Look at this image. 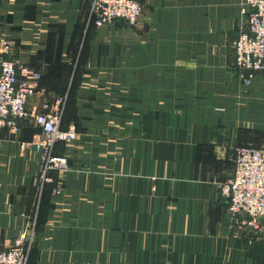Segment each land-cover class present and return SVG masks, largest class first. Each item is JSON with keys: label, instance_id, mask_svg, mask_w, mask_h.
<instances>
[{"label": "crops", "instance_id": "0c3cea01", "mask_svg": "<svg viewBox=\"0 0 264 264\" xmlns=\"http://www.w3.org/2000/svg\"><path fill=\"white\" fill-rule=\"evenodd\" d=\"M140 2L135 27H97L90 0H0L4 57L41 73L30 106L65 97L76 133L50 182L38 130L0 132V248L31 226L26 264H264V224L219 193L264 145V73L244 85L232 53L244 0Z\"/></svg>", "mask_w": 264, "mask_h": 264}, {"label": "built area", "instance_id": "2783aa9c", "mask_svg": "<svg viewBox=\"0 0 264 264\" xmlns=\"http://www.w3.org/2000/svg\"><path fill=\"white\" fill-rule=\"evenodd\" d=\"M141 12L139 0H90L89 17L97 27L115 20L136 24ZM241 12L246 25L233 40L232 49L234 66L242 72L244 81H249L255 73H264V0H244ZM9 46H0V132L14 133L21 122L32 121L39 131L32 144L41 157L39 177L52 182L51 173L67 169L66 159L53 154L54 145L76 138L73 128H60L65 98H45L31 107L41 73L21 69L18 75L16 60L4 57ZM219 190L227 199L226 209L233 220L253 229L264 224V146H239L233 175ZM31 246V235H19L10 247L0 248V264H25Z\"/></svg>", "mask_w": 264, "mask_h": 264}, {"label": "rangeland", "instance_id": "374dc122", "mask_svg": "<svg viewBox=\"0 0 264 264\" xmlns=\"http://www.w3.org/2000/svg\"><path fill=\"white\" fill-rule=\"evenodd\" d=\"M140 1V0H139ZM142 13V12H141ZM139 20V19H138ZM116 22H119V23H123L124 25H126V26H128V27H135L136 25H137V23L136 24H130V23H127V22H124V21H122V20H115V21H113V22H110L109 24H112V23H116ZM238 36V35H237ZM4 43H6V44H8V45H10L9 47H7V49H8V53H9V50L13 47V45L11 44V43H9L8 41H3L2 43H0V46H4ZM232 53H233V49H232ZM233 59H234V54H233ZM235 70H236V72H237V74H239L238 76H239V78L242 80V83L244 84V85H250V83H251V80H249V81H244V78H242L241 76H240V74H242V72L239 70V69H237L236 67H235ZM33 71V70H32ZM260 73V72H259ZM255 74H257V73H255ZM254 74V75H255ZM35 87H36V85H35ZM65 98V97H64ZM63 111H64V106H63ZM27 126H33V123H32V121H30V120H28L27 122ZM20 128H21V126L19 127V129L17 130V131H19L20 130ZM22 128H23V126H22ZM17 131H15L14 133H16ZM39 132V131H38ZM9 133H11V132H9ZM38 135H39V133H38ZM37 139V138H36ZM35 139V140H36ZM35 140H33L32 141V144H33V142L35 141ZM65 142H67V141H63V143H65ZM262 146H264V145H262ZM239 147V146H238ZM238 147H236V149L238 148ZM54 148V147H53ZM236 149H235V154H236ZM235 154H234V156H235ZM63 157V156H62ZM234 170V169H233ZM232 175H233V173H232ZM232 175L228 178V179H230L231 177H232ZM228 179H226L225 180V182L228 180ZM224 183V181L223 182H220L219 183V188H220V185L221 184H223ZM61 188L60 187H58L57 188V192L58 193H60L61 192ZM219 193H220V190H219ZM221 195V194H220ZM223 197V196H222ZM224 198V197H223ZM224 199H226V198H224ZM227 200V199H226ZM261 223H263V222H261ZM260 223V224H261ZM24 236V237H26V235L27 236H29V235H31V242H32V245H33V241H34V236H35V234H34V232H33V229L31 228V226L27 229V230H25L24 232H21L20 234H18V235H16L14 238H13V240H12V243L14 242V240L18 237V236ZM12 243H11V245H12ZM10 245V246H11ZM9 246V247H10ZM32 247V246H31ZM26 264V263H25Z\"/></svg>", "mask_w": 264, "mask_h": 264}]
</instances>
